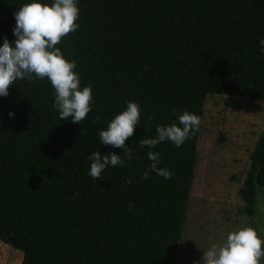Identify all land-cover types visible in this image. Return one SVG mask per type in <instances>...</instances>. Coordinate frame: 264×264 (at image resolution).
Returning a JSON list of instances; mask_svg holds the SVG:
<instances>
[{
	"label": "trees",
	"instance_id": "1",
	"mask_svg": "<svg viewBox=\"0 0 264 264\" xmlns=\"http://www.w3.org/2000/svg\"><path fill=\"white\" fill-rule=\"evenodd\" d=\"M30 2L0 0V46L5 37L15 42L14 14ZM77 2L80 27L57 47L77 61L81 88L91 86V111L82 123L61 120L47 78L17 79L0 96V242L21 253L20 264H175L200 129L180 147L165 141L151 149L171 179L142 178L150 161L139 141L185 109L202 121L208 95L264 102V0ZM128 101L141 108L126 140L135 157L95 181L87 157L96 150L123 155L102 144L98 131ZM259 187L264 130L237 190L248 216Z\"/></svg>",
	"mask_w": 264,
	"mask_h": 264
},
{
	"label": "clouds",
	"instance_id": "2",
	"mask_svg": "<svg viewBox=\"0 0 264 264\" xmlns=\"http://www.w3.org/2000/svg\"><path fill=\"white\" fill-rule=\"evenodd\" d=\"M14 15L16 25L13 35L16 40L13 43L5 37L0 46V96H8L9 86L17 79L47 78L55 89L52 107L58 111L59 118L65 121L72 117L73 123H82L91 111L92 88L90 85L81 88L79 74L75 71L77 61L66 58L61 48L57 47L62 38L80 27L77 23L80 15L77 0H53L51 4L31 0L20 6ZM259 43L264 53V39ZM172 111L175 113L176 109ZM9 116H14V113H9ZM140 116V105L128 101L126 110L116 115L107 129L98 131L102 144L122 149L123 155L93 151L87 157L91 162L88 175L93 180L103 178L102 173L107 167L123 168L125 158L131 161L135 157L133 148L126 144V140L134 135L135 127L140 124ZM200 125V117L185 109L176 120L158 125L154 137L144 136L139 141V148L149 149L147 156L150 164L142 178L148 179L150 173L155 172L165 179H171L173 173L159 166L161 157L151 149L165 141L180 147L197 134ZM144 129L146 132L147 127ZM124 183L131 184L132 181L126 178ZM129 208H132L131 203ZM262 258L264 238L256 229L247 226L230 231L222 244H213L203 250L202 261L203 264H261ZM195 264H201V261L197 260Z\"/></svg>",
	"mask_w": 264,
	"mask_h": 264
},
{
	"label": "rangeland",
	"instance_id": "3",
	"mask_svg": "<svg viewBox=\"0 0 264 264\" xmlns=\"http://www.w3.org/2000/svg\"><path fill=\"white\" fill-rule=\"evenodd\" d=\"M263 130V101L225 94L206 97L175 264H203V250L222 244L230 231L241 227L251 226L264 238V187L257 189L253 216L243 211L237 194ZM21 259L20 252L0 242V264H20Z\"/></svg>",
	"mask_w": 264,
	"mask_h": 264
}]
</instances>
